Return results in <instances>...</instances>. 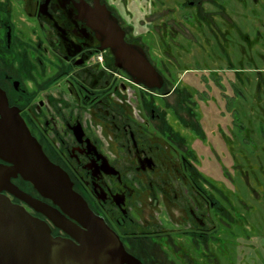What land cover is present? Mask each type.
<instances>
[{
  "label": "flooded vegetation",
  "instance_id": "af4514ba",
  "mask_svg": "<svg viewBox=\"0 0 264 264\" xmlns=\"http://www.w3.org/2000/svg\"><path fill=\"white\" fill-rule=\"evenodd\" d=\"M101 5L117 19L125 41L144 50L163 78L161 87L135 82L115 64L91 17ZM153 9L134 13L124 1L108 0H0V110L17 111L73 190L139 261L134 264H232L226 236L237 218L246 241L249 222L243 206L232 203L230 178L200 167L204 156L195 142L207 141L204 127L198 107L180 106L183 85L177 84L187 80L185 73L202 72L198 81L221 94V117L246 133L224 86L231 83L226 71L241 84L245 78L230 53L232 31L246 41L245 28L238 23V31L232 21V0H154ZM259 20L264 37V17ZM193 51L195 67H189L183 52ZM214 58L223 59V73L205 75ZM254 78L264 83V70L255 69ZM259 125L262 132V120ZM6 165L0 158V193L45 220L53 236L69 237L5 188ZM10 180L50 203L20 175ZM260 197L264 203V193ZM253 213L260 239L264 208ZM238 256L237 264L251 256L249 264H263L257 252Z\"/></svg>",
  "mask_w": 264,
  "mask_h": 264
},
{
  "label": "water",
  "instance_id": "95a60500",
  "mask_svg": "<svg viewBox=\"0 0 264 264\" xmlns=\"http://www.w3.org/2000/svg\"><path fill=\"white\" fill-rule=\"evenodd\" d=\"M98 38L115 64L135 82L159 88L163 78L137 44L128 43L117 19L104 5L92 11ZM0 158L7 163L5 188L44 214L69 237L53 236L48 223L0 193V264H134L116 233L72 188L66 172L53 163L17 111L0 110ZM20 175L50 203L17 187Z\"/></svg>",
  "mask_w": 264,
  "mask_h": 264
},
{
  "label": "rangeland",
  "instance_id": "374dc122",
  "mask_svg": "<svg viewBox=\"0 0 264 264\" xmlns=\"http://www.w3.org/2000/svg\"><path fill=\"white\" fill-rule=\"evenodd\" d=\"M108 1L111 4H114V2L119 4V2L124 1L126 7L134 13L154 10V0ZM166 2L170 3L171 0H166ZM244 2L245 5H241ZM232 3V21L238 31V23L245 28V30H241L246 33L247 39L246 41L244 39L239 41L238 32L232 31L231 43L235 42V49H231V59L233 60V67L236 69L244 68L246 72L241 84L234 77L233 71H226L225 73L230 77L231 83L230 86H227V84L224 86L229 98H232L230 108L235 111L238 119L242 121V126L247 129L246 133H241L236 127L229 125L221 117L224 107L221 94L213 84H203L198 81L195 76L200 75L202 72L185 73L186 77L188 75L187 80L177 85H183V93L179 95L180 106L183 109H188L189 107H198L199 109L197 113L203 124L207 139L205 143H201L199 140L195 142L197 152L204 156L203 159H199L200 167L220 180H222L223 173L230 178L229 187L232 203L235 206H243L241 211H245L246 220L249 222L246 227V241L239 238V220L237 218L236 226L231 228V234L229 236L225 235L232 264H237L238 253L240 252H257L262 256L264 264V237L256 238L258 232L255 231L257 226L255 225L253 213V209L258 210L260 206L264 208L263 200L260 197L264 193V93L261 90V86L264 83L259 84L254 80L255 69L264 70V37L259 36V19L264 17V0H232ZM209 41L212 43L211 39ZM194 54L195 51H193V54L183 52L182 62L189 64V67H195L193 62ZM239 57L242 59L241 63L237 62ZM222 61V58H214L211 62H208L210 69L205 71L204 74L217 76L221 72L223 73L225 65ZM182 70L184 68L177 69V73L181 74ZM173 85L170 84V86ZM176 91L181 90L176 88ZM236 91L241 92L243 96L240 97L238 95L235 98L233 95ZM197 92L200 94L197 97L198 102L195 100L198 95ZM187 112L189 111L187 110ZM261 120L263 122L262 132L259 129ZM235 121L238 122L237 120ZM247 139L251 141V144L248 143ZM20 182V185L24 186L23 182ZM246 205L251 207V212L249 211L250 207H246ZM251 257V260L246 261L247 264L255 262L254 256Z\"/></svg>",
  "mask_w": 264,
  "mask_h": 264
}]
</instances>
